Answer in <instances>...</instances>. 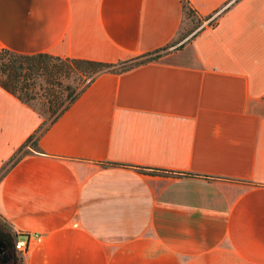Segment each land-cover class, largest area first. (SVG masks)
Masks as SVG:
<instances>
[{
	"label": "crops",
	"instance_id": "crops-1",
	"mask_svg": "<svg viewBox=\"0 0 264 264\" xmlns=\"http://www.w3.org/2000/svg\"><path fill=\"white\" fill-rule=\"evenodd\" d=\"M187 1L200 24L161 49L183 0H0V46L160 50L99 72L0 177L1 219L42 234L0 264H264V0ZM43 120L0 86V166Z\"/></svg>",
	"mask_w": 264,
	"mask_h": 264
},
{
	"label": "trees",
	"instance_id": "trees-1",
	"mask_svg": "<svg viewBox=\"0 0 264 264\" xmlns=\"http://www.w3.org/2000/svg\"><path fill=\"white\" fill-rule=\"evenodd\" d=\"M187 3V0H183L184 7L187 6ZM186 11L191 12L192 10L188 8ZM157 55L138 61H131V63L125 60L112 63L55 55L46 51L20 52L0 46V86L39 113H48L50 116L49 119H44L20 144L16 151L2 163L0 170L8 162H11L10 165H12L22 155L30 152L31 148L36 149L40 133L68 108L99 72L123 70ZM119 63H123L122 67L115 68ZM83 81L85 83L78 88ZM37 100L40 101L41 107L36 105ZM8 168L2 172L0 177ZM1 221L3 220L0 217V234L5 235L10 247L12 246L13 248V240L16 233L11 231L9 226L3 221L7 225L6 228Z\"/></svg>",
	"mask_w": 264,
	"mask_h": 264
},
{
	"label": "rangeland",
	"instance_id": "rangeland-1",
	"mask_svg": "<svg viewBox=\"0 0 264 264\" xmlns=\"http://www.w3.org/2000/svg\"><path fill=\"white\" fill-rule=\"evenodd\" d=\"M188 8H190L192 11L191 12L186 11V9H188ZM184 11H185L184 20L182 22V25L180 27V30L178 32L176 39L161 49H167L169 47H173L174 46L173 44H176L179 40L181 41L182 39H185L186 37L191 35L195 31V29L198 27V25L200 24V20H199L198 16H196L194 14V11H193L192 7L189 5V3H187V6L184 7ZM159 53H160V50H156L154 52H151L150 54H145L142 56H134V57L127 59L125 61H129L128 63H131V61H138V60L144 59V58L149 57V56L157 55ZM122 65H123V63H121V64L119 63L115 66V68H120V67H122ZM84 83H85V81L81 82L80 85L78 86V88H80ZM36 105L41 107L39 100L36 101ZM40 114H42V113H40ZM42 116L46 120L49 119V117H50L48 113H43ZM28 148L30 149V147H28ZM10 164H11V162H8L4 165V167L0 170V175L2 174V172L6 168H8L10 166ZM1 223L3 224L4 222L1 221ZM4 226L7 228V225L5 223H4ZM20 263H21L20 261H17L16 264H20Z\"/></svg>",
	"mask_w": 264,
	"mask_h": 264
},
{
	"label": "built area",
	"instance_id": "built-area-1",
	"mask_svg": "<svg viewBox=\"0 0 264 264\" xmlns=\"http://www.w3.org/2000/svg\"><path fill=\"white\" fill-rule=\"evenodd\" d=\"M214 15L207 18L211 20ZM42 240V234L39 232H16V235L13 240V248L20 254H24L30 248L33 243L40 242Z\"/></svg>",
	"mask_w": 264,
	"mask_h": 264
},
{
	"label": "flooded vegetation",
	"instance_id": "flooded-vegetation-1",
	"mask_svg": "<svg viewBox=\"0 0 264 264\" xmlns=\"http://www.w3.org/2000/svg\"><path fill=\"white\" fill-rule=\"evenodd\" d=\"M10 249H11V247H9V245H8V246H6L5 250L0 253V260L1 261H3L4 259H5L4 261L9 260V256L11 255Z\"/></svg>",
	"mask_w": 264,
	"mask_h": 264
},
{
	"label": "water",
	"instance_id": "water-1",
	"mask_svg": "<svg viewBox=\"0 0 264 264\" xmlns=\"http://www.w3.org/2000/svg\"><path fill=\"white\" fill-rule=\"evenodd\" d=\"M5 239H6V238H5ZM6 242L8 243L7 239H6ZM6 242L4 241V242H1V243H0V252H2V251L5 250V248H6Z\"/></svg>",
	"mask_w": 264,
	"mask_h": 264
}]
</instances>
